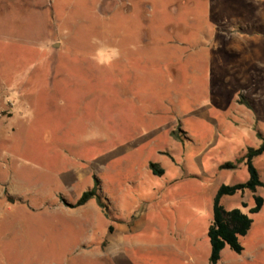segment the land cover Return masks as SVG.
Instances as JSON below:
<instances>
[{
    "label": "rangeland",
    "instance_id": "obj_1",
    "mask_svg": "<svg viewBox=\"0 0 264 264\" xmlns=\"http://www.w3.org/2000/svg\"><path fill=\"white\" fill-rule=\"evenodd\" d=\"M259 132L264 0H0V264H212ZM95 187L109 216L66 205ZM254 219L218 264H264Z\"/></svg>",
    "mask_w": 264,
    "mask_h": 264
},
{
    "label": "trees",
    "instance_id": "obj_2",
    "mask_svg": "<svg viewBox=\"0 0 264 264\" xmlns=\"http://www.w3.org/2000/svg\"><path fill=\"white\" fill-rule=\"evenodd\" d=\"M258 137L261 140V144L258 147H249L245 155L236 163L226 162L221 165V169H238V164L243 163L247 167L249 178L245 182L234 185L222 184L217 190L214 197L213 221L208 230V237L212 249L210 262L212 264L219 263L222 258V252L227 247H230L237 253L244 251L241 238L248 235L255 222L254 215L260 213L264 207V197L256 194L254 195L255 205L249 208L248 212H245L240 207L227 210L222 203L223 198L226 196H234L239 193L245 194L247 191L256 193L259 188H264V181L255 164V160L264 154V134L259 132ZM150 169L155 175H165V169L159 163H150ZM95 183L97 187L100 181L96 179ZM96 187L85 192L75 203L67 202L66 205L72 208H78L86 205L92 199L98 198L100 206L109 216V207L103 202ZM242 207L248 208L249 206L246 202H243Z\"/></svg>",
    "mask_w": 264,
    "mask_h": 264
},
{
    "label": "crops",
    "instance_id": "obj_3",
    "mask_svg": "<svg viewBox=\"0 0 264 264\" xmlns=\"http://www.w3.org/2000/svg\"><path fill=\"white\" fill-rule=\"evenodd\" d=\"M93 200V199H92ZM92 200L91 201H89L86 205H84V206H81V207H85V208H87L88 209V212L90 213V214H93V216H99L100 214L101 215H103V210H101V207L100 206H98L97 204H92ZM59 206H63L64 207V205H59ZM58 206V207H59ZM15 207H16V204L15 205H13V206H11L10 208H4V209H2V211H1V216L0 217H3V216H5L4 214H5V212H12L14 209H15ZM60 208V207H59Z\"/></svg>",
    "mask_w": 264,
    "mask_h": 264
},
{
    "label": "water",
    "instance_id": "obj_4",
    "mask_svg": "<svg viewBox=\"0 0 264 264\" xmlns=\"http://www.w3.org/2000/svg\"><path fill=\"white\" fill-rule=\"evenodd\" d=\"M58 45H59V44H55V46H56V47H58ZM9 201H10V202H12V203H14V202H15V200H14V199H12V198H9Z\"/></svg>",
    "mask_w": 264,
    "mask_h": 264
}]
</instances>
